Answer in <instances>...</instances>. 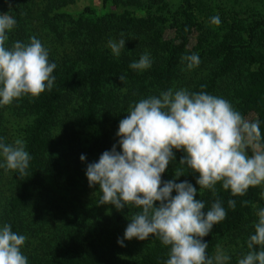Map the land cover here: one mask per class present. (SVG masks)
<instances>
[{"label": "rangeland", "instance_id": "374dc122", "mask_svg": "<svg viewBox=\"0 0 264 264\" xmlns=\"http://www.w3.org/2000/svg\"><path fill=\"white\" fill-rule=\"evenodd\" d=\"M8 12L17 25L6 47L35 36L57 68L51 91L0 107V137L6 143L22 139L29 152L40 125L48 139L26 202L21 201L25 174L0 169V226L9 224L27 237L22 252L29 264H164L169 248L159 240L117 243L139 209L99 204L102 193L99 185L89 187L87 165L118 145L119 122L131 105L169 88L227 100L249 122L260 121L264 142V78L255 82L256 72L264 69V0H0V13ZM217 15L219 26L210 23ZM121 38L126 44L117 58L108 41ZM145 53L152 67L132 70L129 65ZM192 54L201 63L187 70L182 57ZM110 64L118 71L97 75ZM41 96L46 104L33 111ZM91 125L94 131L88 130ZM246 151L251 155L250 148ZM174 152L176 160L162 180H174L175 171H183L175 182L193 184L205 211L222 201L227 217L203 239L209 256L219 247L231 256L230 264H237L249 251L264 188L250 187L234 197L217 184L215 195H199V174L179 164L183 151ZM230 199L236 201L234 211L228 208Z\"/></svg>", "mask_w": 264, "mask_h": 264}, {"label": "clouds", "instance_id": "9594fccd", "mask_svg": "<svg viewBox=\"0 0 264 264\" xmlns=\"http://www.w3.org/2000/svg\"><path fill=\"white\" fill-rule=\"evenodd\" d=\"M210 23L219 26V15ZM16 25L9 12L0 13V107L24 96L37 98L51 91L55 82L52 74L57 65L35 36L28 43L16 41L6 47ZM125 44L123 38L110 39L108 48L119 58ZM182 62H187V70H193L201 60L192 54L182 57ZM152 63L150 54L145 53L129 67L143 72ZM116 136L118 145L88 164L85 175L90 188L99 185V204L112 205L118 211L139 209L117 243L125 247V240L146 241L151 237L169 248L164 264H230L231 256L219 247L209 256V244L203 239L226 219L222 201L217 199L205 211L206 203L196 199L193 184L175 182L185 176L183 171L176 170L174 180L163 181L162 175L175 162L176 150L184 152L179 164L199 174V195L203 191L215 195L217 184L234 197L246 195L250 187L264 188L260 121L249 122L230 102L207 92L169 88L131 105L126 118L119 122ZM249 148L251 155L246 151ZM31 159L22 139L8 144L0 137V169L24 175ZM80 160L84 162L86 157L81 155ZM228 208L235 210L234 199L228 201ZM255 215L254 233L247 241L249 251L237 264H264V207H258ZM26 239L13 232L11 225L0 226V264H29L22 252Z\"/></svg>", "mask_w": 264, "mask_h": 264}, {"label": "trees", "instance_id": "16d2710c", "mask_svg": "<svg viewBox=\"0 0 264 264\" xmlns=\"http://www.w3.org/2000/svg\"><path fill=\"white\" fill-rule=\"evenodd\" d=\"M114 65V64H113ZM108 65V66H103L102 70L99 69L97 71V75L99 73H106V72H110V71H118L117 66L116 65ZM256 78V83L261 79L264 78V69H260L259 71L256 72L255 75ZM42 96H45V94H43ZM42 100H34V102L32 103V107L31 109H33V111L35 110L36 112L40 111V109L43 107V104H46V98L42 97ZM44 101H46L44 103ZM93 120V118H92ZM46 129L45 125L43 126H39L38 127V132L35 134L33 140L31 141L32 147L31 149H29V154L31 155L32 159L30 161V167L27 170L26 174H25V178L23 180V185H22V194L23 196L21 197V201L22 202H26L31 195V189H32V185L34 184L35 181V174L38 168V160H39V156L45 151V148L48 147V139L46 138V136H43V132ZM89 131H94V126L91 125L90 127H88ZM97 262H93V264H95ZM97 264H108L107 261H100Z\"/></svg>", "mask_w": 264, "mask_h": 264}]
</instances>
